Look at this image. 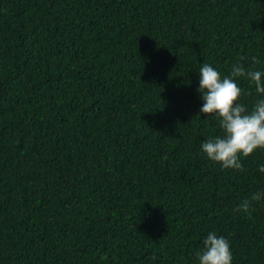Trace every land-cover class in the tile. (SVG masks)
Listing matches in <instances>:
<instances>
[{"label": "trees", "instance_id": "16d2710c", "mask_svg": "<svg viewBox=\"0 0 264 264\" xmlns=\"http://www.w3.org/2000/svg\"><path fill=\"white\" fill-rule=\"evenodd\" d=\"M204 63L264 72V0H0V264H198L209 232L264 264V199L233 211L264 150L206 157Z\"/></svg>", "mask_w": 264, "mask_h": 264}, {"label": "clouds", "instance_id": "9594fccd", "mask_svg": "<svg viewBox=\"0 0 264 264\" xmlns=\"http://www.w3.org/2000/svg\"><path fill=\"white\" fill-rule=\"evenodd\" d=\"M256 64L259 61H255ZM203 105L200 114L215 116L223 134L206 139L202 151L206 157L224 169L245 171L241 157L247 158L257 150H264V99H258L251 110L239 103L244 94L237 78H246L258 95L264 96V72L246 69L243 63H235L229 75L204 63L199 70ZM251 95V93H248ZM264 173V165L259 168ZM264 199V190L254 192L240 201L234 212L251 216L254 202ZM195 256L198 264H233L229 241L209 232L203 240V249Z\"/></svg>", "mask_w": 264, "mask_h": 264}]
</instances>
